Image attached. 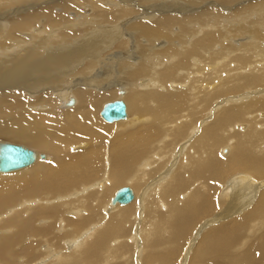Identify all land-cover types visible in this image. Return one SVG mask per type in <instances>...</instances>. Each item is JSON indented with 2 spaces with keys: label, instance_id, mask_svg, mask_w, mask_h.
Listing matches in <instances>:
<instances>
[{
  "label": "bare ground",
  "instance_id": "obj_1",
  "mask_svg": "<svg viewBox=\"0 0 264 264\" xmlns=\"http://www.w3.org/2000/svg\"><path fill=\"white\" fill-rule=\"evenodd\" d=\"M244 1L0 0V138L36 150L32 165L0 172L16 174L0 179V213L5 211L0 255L29 239L47 238L43 253H53L26 264L123 263L121 255L130 252L122 251L121 242L132 224L134 237L127 243L136 250L140 246L141 253L131 264H170L179 244L169 241L191 231L197 236L207 227L212 232L194 240L186 252L196 264H249L243 255L257 244L264 248V98L255 95L261 88L264 95V0L240 5ZM121 50L125 53L119 56ZM184 78L190 87L181 84ZM116 100L125 103L126 118L107 123L99 113ZM204 106L200 116L207 119L189 131L178 173L161 172L137 197L148 171L159 169L153 161L161 158L157 150L165 142L156 141L154 152L152 142L162 133L183 137L189 119ZM96 113L104 123L121 126L108 162L95 144L112 127L98 121ZM226 142L231 149L219 148ZM4 144L13 143L0 140V151ZM71 149L75 154H69ZM217 151L227 159L218 161ZM48 155L53 162L46 164ZM193 179L199 188L189 187ZM224 179V205L204 221L216 212L210 211L216 204L210 180ZM124 183L137 187L122 186L132 190L133 200L112 204L117 191L112 189ZM84 194L89 195L80 197ZM153 194L158 200L151 204ZM176 199L173 215L154 222ZM61 208L68 211L65 226L74 231L53 243L63 228L55 225L50 211ZM41 219L38 229L31 224ZM171 222H179L181 229ZM113 233L119 244L110 240ZM220 242L225 258L219 256ZM38 245L22 248L30 253ZM166 248L170 254L163 253ZM203 255L218 258L199 261ZM9 256L21 260L11 249ZM257 263L264 264V256Z\"/></svg>",
  "mask_w": 264,
  "mask_h": 264
},
{
  "label": "rangeland",
  "instance_id": "obj_2",
  "mask_svg": "<svg viewBox=\"0 0 264 264\" xmlns=\"http://www.w3.org/2000/svg\"><path fill=\"white\" fill-rule=\"evenodd\" d=\"M260 2V1H262V0H246V1H244V2H242L240 5H246L247 3H249V2ZM196 8V7H195ZM203 9V8H202ZM201 9V10H202ZM196 10V9H195ZM56 12H58L59 10L57 9V10H55ZM229 12V11H228ZM49 29V28H48ZM46 32H48V31H46ZM80 35H81V33H80ZM126 39L129 41V39H128V37L126 36ZM159 45V44H158ZM158 47V46H157ZM111 52L112 51H108L107 53H109V54H111ZM106 53V54H107ZM118 53H119V56H122L125 52L123 51V50H121V51H118ZM104 54V53H103ZM138 60H139V57H137V59H136V63L138 62ZM135 63V64H136ZM224 63V62H223ZM212 65V64H211ZM143 74V72H141L139 75H138V77H137V79L138 78H142L141 77V75ZM187 78H184L181 82V84L182 85H186V86H188V87H190V83L186 80ZM184 81H186V83H184ZM215 83V82H214ZM135 84H137V82H135ZM262 89L263 88H261V89H258V90H255L256 91V93H255V95L257 96V97H259V98H264V95L261 93L262 92ZM183 91H185V90H181V93L183 92ZM254 91V92H255ZM161 94H163L164 93V91L162 92H160ZM117 95H118V93H117ZM176 95H178V93H173V92H168L167 94H166V96H176ZM119 96H117V98H118ZM115 99H116V97H115ZM108 102H110V101H108ZM57 106H59L58 105V103H57ZM205 106L204 107H201V109L199 110V115L197 116V117H195V115H194V117L192 118V119H189V122H191V124H190V127H189V129H188V132H187V134H185L183 137H181V138H177V139H174V138H172V137H169V135H167V134H164V133H162L163 135H160L156 140H154L153 142H152V152H154V150H155V148H156V145H155V143H156V141L160 144V143H162V142H165V144L164 145H162V146H160L159 145V147L160 148H158V154H157V156L158 157H161V158H159L158 159V162H155V161H153L155 164H157L158 165V167H159V169H157L156 171H153V170H150V171H148V173H149V175H148V178H146L145 179V181H144V183H142V186H140V189H138L137 190V197H139L141 194H143V192L146 190V189H148V187L149 188H151V186H149V182L151 181V180H154L155 181V178L156 177H160V173L162 172V174H164V173H166L167 172V170L169 169V170H172L173 169V174H176V173H178V171H179V164H180V162H181V157L179 156V155H182V149L184 148V146H185V143L187 142V136H188V134H189V131L192 129V128H194V127H196V126H198V125H200V123H203V121L204 120H206L207 118V116H200L202 113H204V110H205ZM263 110H261L262 112H264V108H262ZM61 110H63V109H61ZM189 109H185L184 110V115H186V112L188 111ZM98 113V112H97ZM97 113H96V118L98 119V121H100L103 125H105V126H108V127H112V131L110 132V133H108L107 135H105L104 137H102V140H101V142H98V144H95L96 146H95V148H102L103 149V153H104V158H103V160L104 161H107L108 162V158H109V156H110V148H109V146H110V144H111V142H112V140H113V138H114V136H116V135H118V133L121 131V126H119V124H117V125H115V124H106V123H104L100 118H99V116H97ZM128 115H129V117L130 118H132L133 119V115L130 113H128ZM132 116V117H131ZM134 116H137V115H134ZM199 117H201V118H199ZM129 118V119H130ZM195 122V123H194ZM199 123V124H198ZM121 125V124H120ZM114 126V127H113ZM117 126L119 127V128H117ZM244 133V132H243ZM168 137V138H167ZM0 140H5L6 142H10V143H13V144H18V145H23V146H25V147H27V148H32L31 146H30V144H28V143H22V142H16V141H14V140H12V139H5V138H0ZM88 144V143H87ZM181 144V145H180ZM77 145V144H76ZM78 145H79V143H78ZM87 146H90V143H89V145H85L83 148H82V150H85V149H87L88 147ZM170 146V147H169ZM181 146H182V149H181ZM223 146H230V149H231V145L228 143V142H226V143H222V144H220V147L219 148H222ZM179 147H180V149H179ZM74 148V147H73ZM72 148V149H73ZM218 148V149H219ZM71 149V151H69V154H73L74 152H76V150H72ZM33 150V149H32ZM78 150V149H77ZM34 151H36V150H34ZM156 151V152H157ZM174 152H176V153H174ZM75 154V153H74ZM174 154H176V155H174ZM49 156V155H48ZM177 156H179V157H177ZM50 158H51V156H49ZM215 157H217V160L218 161H222V160H224V159H227V157L228 156H221L220 154H218V151L215 153ZM162 159V160H161ZM163 159H165V160H163ZM174 159V160H173ZM176 160H178V161H176ZM53 162V160H52V158L46 163V164H49V163H52ZM172 162H173V164H172ZM176 162V163H175ZM105 165H107V163H104ZM177 164V165H176ZM175 165V166H174ZM168 166H169V168H168ZM173 168H172V167ZM105 168H106V166H105ZM167 168V169H166ZM166 169V170H165ZM168 170V171H169ZM24 172V171H23ZM23 172H20V173H23ZM12 173V172H11ZM16 173V172H15ZM20 173H18L17 172V174H20ZM8 174V173H7ZM156 174V175H155ZM183 174V173H182ZM13 175H16V174H13ZM13 175H0L1 177H0V179H6V178H9L10 176H13ZM163 176V175H162ZM161 178V177H160ZM99 180H101V179H98V180H95L96 182H99ZM95 181H93V182H95ZM213 182V183H212ZM0 184H1V182H0ZM90 184H92V180L91 181H89V182H87V183H83L81 186H88V185H90ZM210 184H211V188L213 189V195H214V200H216V204L214 205V207L212 208V209H210V211H216V212H213V213H210V215L209 216H207L206 218H205V220L204 221H206L207 219L208 220H211V219H213V217H214V215L215 214H217L218 213V210L220 209V208H222L223 207V205H224V202H225V200L222 198V192L223 191H225L226 190V185L228 184V181H226L225 179L224 180H222V181H215V180H210ZM188 185H189V187H192V186H195L196 188H199V186L198 185H200V183H199V180L198 179H196V180H191V181H189L188 182ZM81 186H79V187H77V188H75L74 190H77V192L76 193H80L81 192V189H79ZM122 186H131L133 189H137V187L135 186H132V185H130V184H128V183H124V184H121V185H118V186H116V187H114L113 189H112V193H114L116 190H118L119 188H121ZM255 187L256 188H259L258 186H257V184L255 185ZM79 189V190H78ZM82 191H86V192H88V190H86V189H83ZM63 192V191H62ZM139 192H140V194H139ZM219 194H218V193ZM91 193H95V192H91ZM111 193V194H112ZM185 192H183V193H181V194H184ZM90 194V193H89ZM89 194H84V195H81L80 197H83V196H86V195H89ZM181 194H179V197L181 198ZM113 195V194H112ZM111 195H110V193L108 194V195H104V199L103 200H106L108 197H110ZM25 198V197H24ZM221 198V199H220ZM28 198H25V200H27ZM156 200H158L157 198H156V195L155 194H153L152 196H150V200H149V203H151V204H153L154 202H156L157 203V201ZM179 201V199H176V201L173 203V204H171L170 205V209L165 213V216H163V217H161L160 215H157V217H155V221L154 222H160L161 220H164V219H168L171 215H173V213H174V209H173V206H176V203ZM221 201V202H220ZM223 204L221 207L219 206V204ZM165 204V203H164ZM132 205V204H131ZM166 204L164 205V207L162 208L163 210H160V211H165L164 209H166ZM128 208V207H127ZM126 207H124V208H122V209H119V210H116L115 212H114V214L115 213H117L118 211H122V210H124V209H127ZM183 209H187L186 207H182ZM135 209V208H134ZM252 212V210H249L248 212H246L245 214H243V216H245V215H247V214H250ZM5 213V211H3V212H1L0 213V216L1 215H3ZM103 214H104V212H102ZM50 215L52 216V217H54L55 218V225H60L62 228H63V230H61L59 233H57V232H55L56 234H58V236H60V238L57 240V241H54L53 243H58V242H61V241H64L65 240V238H66V233H73V231H74V228L73 227H68V226H65V221H64V218H65V216L66 215H68V211H66V209H63V208H61L60 210L58 209L57 210V212H55V211H50ZM134 215V219H133V221L135 220V218H136V216H137V211L133 214ZM81 216H85V214H81V215H77L76 216V218H79V217H81ZM212 217V218H211ZM3 219H4V217L3 218H1L0 219V221H3ZM45 220L44 219H41V221H36V222H34V223H31L35 228H37L38 229V225H40L42 222H44ZM203 221V222H204ZM228 221V220H227ZM232 221H237V222H239L240 221V218H237V217H233V219H232ZM61 222H62V224H61ZM202 222V223H203ZM244 222V221H243ZM135 223H136V221H135ZM201 223V224H202ZM200 224V223H199ZM200 224V225H201ZM171 227H174V228H178V229H181V224L179 223V222H171ZM199 227V226H198ZM127 229V228H126ZM136 229V227H134V226H132V224H131V226L130 227H128V229H127V232H126V239H125V241L123 240L121 243H122V245H123V249H122V251L124 252V253H127L128 252V250H129V254H122L121 256H124L125 258H124V260L125 261H123V263L121 262V261H117L115 264H120V263H122V264H131V262H135V260H136V258L135 257H137L138 256V254H139V252H140V246H139V248H138V250H136V247H134V246H131L130 244H128V243H130V241L132 240V238L134 237V230ZM197 229V228H196ZM212 230H213V228L212 227H207V228H205L204 230H202L201 232H199L198 234H197V236L196 235H194V233H193V231H191V232H189L188 233V236H186V234L185 233H183V234H177L176 235V237L175 238H173L171 241H169V243H170V245H172V244H174V243H178L179 244V249L174 253V256H173V259L171 260V262H170V264H196V262H195V260H194V258H192V257H190L189 255H188V253H186L187 251H189L190 250V245H191V243L194 241V240H202L203 238H205V236L206 235H208V234H210L211 232H212ZM54 231H57L56 229H54ZM0 233H2V231L0 230ZM114 233H116L115 231H114ZM112 234V236H111V241L112 242H116V241H118L117 240V238H118V236L116 235V234ZM221 234V233H220ZM259 235H262V233H260ZM128 238V239H127ZM130 238V239H129ZM47 238H34V239H29V240H27V241H25L23 244H21V245H15V246H11L10 247V249H11V251L13 252V254L16 256V257H20L21 258V260L20 261H18L16 258H14V257H11V256H9V252H10V249H6L3 253H2V255H0V263H2V264H18V263H22V264H26V263H32V262H34V259L36 258V257H39V256H42V255H46V254H48V253H53V252H49V251H44V253H43V249L45 248V247H42V242H43V240H46ZM162 240H166V239H162ZM162 240H152L151 242H159V241H162ZM76 241V240H75ZM36 242H39V245L36 247V248H34L33 249V251H31L30 253H26L25 252V249H23L22 248V246H24V245H26V244H31V243H36ZM125 242L127 243V245L129 246V248H127L126 246H125ZM118 244H119V241L117 242ZM64 247V246H63ZM193 247H195V246H193ZM158 249L160 250L161 249V246L158 244ZM206 249H208V248H206ZM263 247L260 245V244H257L255 247H254V249L251 251V252H249V253H246L245 255H243V258L244 259H246L248 262H249V264H259V263H257V259L258 258H260V257H262V256H264V252H263ZM65 250H66V253H68L67 252V248H65ZM219 250H221L222 251V253L219 255L221 258H225L226 257V252H225V249H224V246H223V243L222 242H220V247H219ZM165 251H168L169 252V254L171 253V249H169V248H166V249H163V253H165ZM65 253V252H64ZM66 253H65V255H66ZM141 253V252H140ZM142 253H145V251L144 250H142ZM27 254H29V255H27ZM121 256H120V258H121ZM154 256H155V254H154ZM217 258L218 257H213L212 255H203L200 259H199V261H202V260H207L209 263H212V262H215L216 260H217ZM52 263H55V262H52Z\"/></svg>",
  "mask_w": 264,
  "mask_h": 264
},
{
  "label": "water",
  "instance_id": "obj_3",
  "mask_svg": "<svg viewBox=\"0 0 264 264\" xmlns=\"http://www.w3.org/2000/svg\"><path fill=\"white\" fill-rule=\"evenodd\" d=\"M73 104V99L67 102L68 106ZM100 117L107 123L124 120L126 118V106L122 100L107 103L99 113ZM39 159H44L43 154H39ZM36 160L34 151L15 144H4L0 151V172L9 173L28 167ZM133 192L129 187L118 189L113 198L112 204L126 205L133 200Z\"/></svg>",
  "mask_w": 264,
  "mask_h": 264
}]
</instances>
